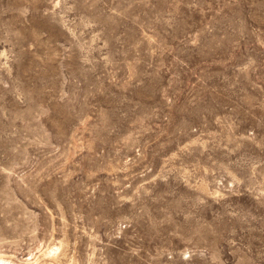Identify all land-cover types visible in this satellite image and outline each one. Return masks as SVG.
Returning <instances> with one entry per match:
<instances>
[{
    "label": "rangeland",
    "instance_id": "374dc122",
    "mask_svg": "<svg viewBox=\"0 0 264 264\" xmlns=\"http://www.w3.org/2000/svg\"><path fill=\"white\" fill-rule=\"evenodd\" d=\"M58 236L264 264V0H0V253Z\"/></svg>",
    "mask_w": 264,
    "mask_h": 264
},
{
    "label": "bare ground",
    "instance_id": "6f19581e",
    "mask_svg": "<svg viewBox=\"0 0 264 264\" xmlns=\"http://www.w3.org/2000/svg\"><path fill=\"white\" fill-rule=\"evenodd\" d=\"M64 241V236H58L44 248H40L39 254L29 251V257L21 261H14L12 258L5 257L4 253H0V264H40L41 258L46 259L47 264H73L75 263L74 256L66 252Z\"/></svg>",
    "mask_w": 264,
    "mask_h": 264
}]
</instances>
